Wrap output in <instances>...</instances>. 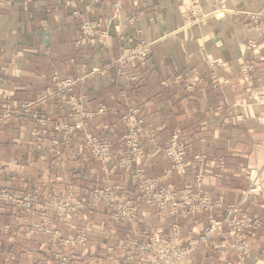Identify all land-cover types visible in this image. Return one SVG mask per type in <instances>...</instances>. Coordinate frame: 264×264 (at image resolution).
<instances>
[{
  "label": "crops",
  "instance_id": "0c3cea01",
  "mask_svg": "<svg viewBox=\"0 0 264 264\" xmlns=\"http://www.w3.org/2000/svg\"><path fill=\"white\" fill-rule=\"evenodd\" d=\"M115 1L0 0V191L38 204L30 213L0 198V264H153L155 253L138 243L176 227L186 246L210 218L224 216L223 207L159 212L139 192L124 165L131 109L145 133L147 178L178 189L199 175L194 194L242 202L246 213L262 217L264 103L256 98L264 97V33L252 14L264 0H196L206 13L198 21L190 0H125L120 8ZM87 21L99 28L84 35ZM259 23L264 28V18ZM139 44L148 45L143 60L121 59ZM79 110L83 128L68 132ZM175 129L188 134L189 163L205 158L166 176L165 145ZM89 136L110 144L107 161L94 156ZM253 181L263 190L244 198ZM94 189L133 205V219L114 222L105 202L90 206ZM84 196L70 216L50 219L60 240L30 229L50 198ZM82 233L84 241H74ZM229 240L218 231L181 264H264V226L249 238L244 261Z\"/></svg>",
  "mask_w": 264,
  "mask_h": 264
},
{
  "label": "built area",
  "instance_id": "2783aa9c",
  "mask_svg": "<svg viewBox=\"0 0 264 264\" xmlns=\"http://www.w3.org/2000/svg\"><path fill=\"white\" fill-rule=\"evenodd\" d=\"M125 0H116L115 7L120 8ZM191 6L189 11L193 15V21H198L206 16L202 12L196 0H190ZM255 21V30L264 33V28L260 25L259 19L264 18V7L257 13L252 14ZM99 25L94 21H87L81 25V31L84 35L96 32ZM104 36V35H103ZM253 42L248 43V48L254 47ZM148 45L139 44L128 47L123 50L121 59L143 60L148 55ZM219 64V63H216ZM65 86L69 85V81L64 82ZM193 82L187 85V89H192ZM259 103H264V97L256 98ZM28 107L27 103L22 105ZM79 118L77 122L68 127V132H74L83 128L82 116L79 110ZM128 131L125 136V143L129 150V158L124 162L126 168L133 169V179L137 185L139 192L146 200L156 206L159 212H162L167 206L171 211L181 210L185 213H193L199 210H211L214 207H223L224 216L220 219L210 218L204 230L188 245L184 246L179 238V232L173 227L171 234L166 238L153 236L146 243H138L137 245L145 250L153 251L156 260L153 264H181L187 259L189 254L194 252L201 244H210L214 242V237L218 231L226 230L230 236L227 245L235 251L239 261H244L249 248V238L254 232L264 226V199L261 200L260 209L262 217L257 218L245 212L242 202L228 203L222 205L219 200H210L205 194L198 195L192 192V188L199 183V175L194 182L185 184L183 187L175 189L170 185H159L157 180L147 178L141 168V162L144 156L141 141L145 137L142 131L140 121L135 117V110L131 109L126 115ZM88 142L92 147V152L96 158L101 161H107L109 158L108 149L110 144L105 141L89 136ZM188 144V134L181 129H175L165 145V155L169 160V167L166 170V176L183 175L191 164L198 165L205 158L204 154H198L193 157L192 163L186 160V151ZM263 190L260 182L253 181L244 193L243 197H253ZM90 206L96 207L101 202H105L111 209V218L114 222L123 220H132L135 215L133 205L127 203H116L112 195L104 189H94L90 195ZM0 198L3 200L14 201L23 211L32 212L37 202L33 196L26 195L22 198H16L5 190L0 191ZM86 196L72 200L69 197L49 199L45 206V212L38 220L30 221L29 226L33 232L44 235H51L59 239L56 232L52 231L49 222L53 216H70L76 209L83 206ZM27 221V220H26ZM60 240V239H59ZM83 242L84 234H79L74 241ZM69 242V240H65ZM65 259V258H63Z\"/></svg>",
  "mask_w": 264,
  "mask_h": 264
},
{
  "label": "rangeland",
  "instance_id": "374dc122",
  "mask_svg": "<svg viewBox=\"0 0 264 264\" xmlns=\"http://www.w3.org/2000/svg\"><path fill=\"white\" fill-rule=\"evenodd\" d=\"M11 111H12V109H6L5 110V114H7V115H10L11 114ZM44 132H46V130H44ZM249 253V252H248ZM258 259H261V257H257Z\"/></svg>",
  "mask_w": 264,
  "mask_h": 264
}]
</instances>
